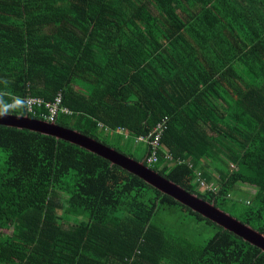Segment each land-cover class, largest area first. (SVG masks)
Segmentation results:
<instances>
[{
  "label": "trees",
  "instance_id": "trees-1",
  "mask_svg": "<svg viewBox=\"0 0 264 264\" xmlns=\"http://www.w3.org/2000/svg\"><path fill=\"white\" fill-rule=\"evenodd\" d=\"M57 96L71 113L53 124L264 236V0H0V113L42 121L44 106L24 100ZM240 185L255 189L248 201L234 198ZM164 212L217 231L196 244ZM0 264H264V253L104 158L0 126Z\"/></svg>",
  "mask_w": 264,
  "mask_h": 264
},
{
  "label": "water",
  "instance_id": "water-1",
  "mask_svg": "<svg viewBox=\"0 0 264 264\" xmlns=\"http://www.w3.org/2000/svg\"><path fill=\"white\" fill-rule=\"evenodd\" d=\"M0 126L49 135L79 146L90 153L104 158L111 164L120 166L128 172L139 176L145 183L156 188L161 194L183 203L211 221L216 222L225 230L242 237L264 253V236L252 229H248V227L238 219L215 207L213 204L204 202L197 196L187 193L183 188L150 170L142 162H136L77 131L64 129L53 123L35 120L28 116H13L0 113Z\"/></svg>",
  "mask_w": 264,
  "mask_h": 264
},
{
  "label": "rangeland",
  "instance_id": "rangeland-1",
  "mask_svg": "<svg viewBox=\"0 0 264 264\" xmlns=\"http://www.w3.org/2000/svg\"><path fill=\"white\" fill-rule=\"evenodd\" d=\"M125 144H126L125 140L122 139L120 147L123 148ZM135 145L137 146L134 148V150H136V153L141 152L144 149L142 143H136ZM239 189L241 191H233L232 194L234 197H237V199L241 201H243L244 199L246 200L250 199L246 193L255 192V189L253 187H250L249 185H240ZM236 209L241 210L242 209L241 205H238ZM177 214H178V218L175 221V216ZM232 214H237V213L233 212ZM176 215L171 216L169 212H164L161 213L160 217L163 218L165 221H168L169 223L173 224L174 227L179 228L181 231H188V233L191 236V239L196 244H202V241L211 238L217 231V229H215L213 226L207 225L205 222L194 223L189 218H183V215L179 212H177ZM9 233L10 230L7 231V234Z\"/></svg>",
  "mask_w": 264,
  "mask_h": 264
},
{
  "label": "built area",
  "instance_id": "built-area-1",
  "mask_svg": "<svg viewBox=\"0 0 264 264\" xmlns=\"http://www.w3.org/2000/svg\"><path fill=\"white\" fill-rule=\"evenodd\" d=\"M26 107L28 109V112H32L34 107H40V106H44V108L47 110L46 113H41L40 117L43 118L44 121L48 122V123H53L56 116L59 114H70L71 112L62 106V100L60 96H57L56 98H54L52 101L49 102H44L43 99L41 98H33V97H28L24 100ZM159 127V126H158ZM157 127V128H158ZM153 133H157V129L153 130ZM158 139L159 136L158 134L155 135V137L151 140L150 139V135L147 137H139L136 142H143L146 144L151 145L153 148H155L158 145ZM154 161V157L149 158L146 160L147 164ZM200 188L201 190H207L210 189L212 184H207V182L203 180H200Z\"/></svg>",
  "mask_w": 264,
  "mask_h": 264
},
{
  "label": "crops",
  "instance_id": "crops-1",
  "mask_svg": "<svg viewBox=\"0 0 264 264\" xmlns=\"http://www.w3.org/2000/svg\"><path fill=\"white\" fill-rule=\"evenodd\" d=\"M214 184V183H213ZM215 185V184H214ZM237 189L239 190V191H241L240 189H239V187H237ZM246 193V192H245ZM247 195H248V193H246ZM250 194H252V193H250ZM227 197H229V195L227 196ZM247 197V196H246ZM245 197V198H246ZM235 199H237V197H234ZM250 198V197H249ZM239 200V199H238ZM245 201H248V200H245ZM232 216V215H231Z\"/></svg>",
  "mask_w": 264,
  "mask_h": 264
},
{
  "label": "clouds",
  "instance_id": "clouds-1",
  "mask_svg": "<svg viewBox=\"0 0 264 264\" xmlns=\"http://www.w3.org/2000/svg\"><path fill=\"white\" fill-rule=\"evenodd\" d=\"M42 121H44V120L42 119ZM137 139H138V138H137ZM137 139H136V140H137ZM136 143H137V142H136ZM139 143H143V142H139ZM145 162H146V161H145ZM146 163H147V162H146ZM147 165H148V164H147ZM147 167H148V166H147ZM207 184H208V183H207ZM211 184H212V183H211Z\"/></svg>",
  "mask_w": 264,
  "mask_h": 264
},
{
  "label": "bare ground",
  "instance_id": "bare-ground-1",
  "mask_svg": "<svg viewBox=\"0 0 264 264\" xmlns=\"http://www.w3.org/2000/svg\"><path fill=\"white\" fill-rule=\"evenodd\" d=\"M246 226V225H245ZM248 227V229H252L251 227H249V226H247ZM253 230V229H252Z\"/></svg>",
  "mask_w": 264,
  "mask_h": 264
}]
</instances>
